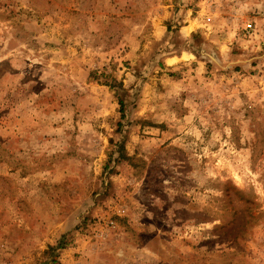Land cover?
Here are the masks:
<instances>
[{
  "label": "rangeland",
  "instance_id": "obj_1",
  "mask_svg": "<svg viewBox=\"0 0 264 264\" xmlns=\"http://www.w3.org/2000/svg\"><path fill=\"white\" fill-rule=\"evenodd\" d=\"M0 264H264V0H0Z\"/></svg>",
  "mask_w": 264,
  "mask_h": 264
},
{
  "label": "built area",
  "instance_id": "obj_2",
  "mask_svg": "<svg viewBox=\"0 0 264 264\" xmlns=\"http://www.w3.org/2000/svg\"><path fill=\"white\" fill-rule=\"evenodd\" d=\"M110 224H112V223H110Z\"/></svg>",
  "mask_w": 264,
  "mask_h": 264
}]
</instances>
